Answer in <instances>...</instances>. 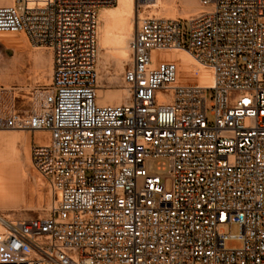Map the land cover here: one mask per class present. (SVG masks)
Wrapping results in <instances>:
<instances>
[{
	"label": "built area",
	"instance_id": "built-area-1",
	"mask_svg": "<svg viewBox=\"0 0 264 264\" xmlns=\"http://www.w3.org/2000/svg\"><path fill=\"white\" fill-rule=\"evenodd\" d=\"M155 1L135 0L121 104L98 102L96 69L99 10L118 0L0 5V32H24L53 54L51 82L29 110L0 88V130L48 132L31 159L53 193L46 216L0 213V264H264V0L140 17ZM171 49L208 68L212 86L180 83L178 62L158 54Z\"/></svg>",
	"mask_w": 264,
	"mask_h": 264
},
{
	"label": "rangeland",
	"instance_id": "rangeland-1",
	"mask_svg": "<svg viewBox=\"0 0 264 264\" xmlns=\"http://www.w3.org/2000/svg\"><path fill=\"white\" fill-rule=\"evenodd\" d=\"M11 1L12 0H8L7 3ZM197 8L198 0H168V4L164 6V8L143 6L140 9V17L152 15L165 17V15L168 14L171 18L187 19L197 13ZM138 13L136 5L137 17L135 27L139 18ZM181 29V41L184 45H187L189 42V23L183 21ZM26 37L23 34H0V87L8 89V93L4 94L7 99L6 101L15 103L16 107L24 111L29 110L34 105L36 93L50 84L53 60L51 49L46 46L38 47L36 44L31 43L27 37L28 43ZM177 52L180 55H178L179 67L184 68L186 60L192 59V57L185 54L182 50ZM158 54L163 57L171 55V53L165 51L158 52ZM129 61V59L124 61L123 69L113 60L106 65L108 66V73L102 75L100 79L104 87L98 88L97 92L99 101L117 103L126 99L127 94H124L123 91V89H125L123 74ZM203 73L208 74L206 75V79H198L196 83L207 85L209 70L205 69ZM186 79L187 78L184 77L182 73L179 74V80L181 82L187 83ZM213 96V90H209L207 94V104L210 122L212 121L210 103L213 100ZM12 131L13 130H0V133H11ZM21 134L29 137V135L33 133L22 131ZM37 138L39 140L48 139L47 136L44 135H38ZM22 143V141L18 140L14 149L6 148L0 143V149L3 151V156H0V163L4 164V172L8 180L15 186L14 202L10 205L0 203V213L10 217L18 216L25 218L46 216L53 202V193L48 181L33 165L31 159V144L24 145ZM161 161L162 160H148V170L153 172L159 171L158 166ZM159 172L164 173L162 170ZM166 184L167 187L170 188L171 181L167 179ZM221 228L226 233L234 235H239L241 233V229L236 223H226ZM242 245L243 242L241 239L227 240V246L229 248H239Z\"/></svg>",
	"mask_w": 264,
	"mask_h": 264
},
{
	"label": "bare ground",
	"instance_id": "bare-ground-1",
	"mask_svg": "<svg viewBox=\"0 0 264 264\" xmlns=\"http://www.w3.org/2000/svg\"><path fill=\"white\" fill-rule=\"evenodd\" d=\"M15 0H12L10 4L6 5H13ZM168 4V0H156L153 4L150 5L154 8L163 7ZM171 5V4H170ZM168 5V6H170ZM172 7V6H171ZM198 8H199V0H198ZM197 8V9H198ZM168 9V8H167ZM154 11V10H153ZM198 11V10H197ZM169 12V11H168ZM164 13V11H163ZM169 15L166 14L165 17ZM136 3L135 0H118L117 5L114 7H101L99 10V35H98V66L96 65L98 78H97V87L103 88V83L101 82V76L108 73V66H106L111 60H113L121 69L124 67V61L131 59L130 49H129V42L133 36L136 24ZM139 17V16H138ZM168 18H171L169 16ZM23 34L25 37L26 35L24 32H0V34ZM27 39V37H26ZM28 41V39H27ZM29 43V41H28ZM41 47V45H37ZM167 53H171L170 56L165 57V59H171L178 62V52L179 50H164ZM183 51V50H182ZM161 52V51H159ZM185 54L189 55L188 52L184 51ZM180 56V55H179ZM179 64V63H178ZM180 68V67H179ZM205 69L202 64L197 62L194 58L189 59L185 62L184 68H180L179 74H183L186 77V82L196 83L198 79H206ZM52 70H53V60H52ZM51 70V75H52ZM209 70V69H208ZM111 77V76H110ZM208 84L205 86H212L213 84V76L212 72L209 70V76H207ZM180 83H183L179 80ZM51 82V76H50ZM186 83V84H187ZM106 87V86H105ZM3 88V94L8 93V89L5 87ZM97 88V89H98ZM107 88V87H106ZM124 94H127L126 99L123 101H119L117 103L114 102H101L98 100L100 104H121L129 101L130 92L125 87L123 89ZM98 92V90H97ZM122 96V94H121ZM124 98V97H123ZM8 104L12 105L13 102H8ZM24 130H13L11 133H0V143L9 149H14L18 140L22 141L24 145L28 144V136L21 134ZM38 133V135H42L44 130H37L34 132ZM47 132V131H46ZM34 134H32V140L34 139ZM35 140V139H34ZM48 139L46 142H48ZM36 141V140H35ZM44 142V143H46ZM3 151L0 149V156L2 155ZM4 164L0 163V203L2 204H12L14 202V193H15V186L12 184L4 172Z\"/></svg>",
	"mask_w": 264,
	"mask_h": 264
},
{
	"label": "crops",
	"instance_id": "crops-1",
	"mask_svg": "<svg viewBox=\"0 0 264 264\" xmlns=\"http://www.w3.org/2000/svg\"><path fill=\"white\" fill-rule=\"evenodd\" d=\"M8 2V0H0V5H6V4H10V3H7ZM187 61V60H186ZM42 135H44V136H47V138H48V136H49V134H48V132H46V131H44V133L42 134ZM37 136H38V133L36 132L35 134H34V139L37 141V142H41V143H44V142H46V140H39L38 138H37ZM31 140H32V135H29V137H28V140H27V143H28V145L29 144H31Z\"/></svg>",
	"mask_w": 264,
	"mask_h": 264
}]
</instances>
